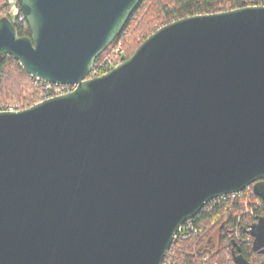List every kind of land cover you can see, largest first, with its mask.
Here are the masks:
<instances>
[{
  "label": "water",
  "instance_id": "obj_1",
  "mask_svg": "<svg viewBox=\"0 0 264 264\" xmlns=\"http://www.w3.org/2000/svg\"><path fill=\"white\" fill-rule=\"evenodd\" d=\"M17 1L31 37L0 19V55L76 88L0 110V264H161L207 200L264 201V5L172 20L88 77L140 0Z\"/></svg>",
  "mask_w": 264,
  "mask_h": 264
},
{
  "label": "trees",
  "instance_id": "obj_2",
  "mask_svg": "<svg viewBox=\"0 0 264 264\" xmlns=\"http://www.w3.org/2000/svg\"><path fill=\"white\" fill-rule=\"evenodd\" d=\"M262 5L264 0H140L130 13L122 30L115 39L96 58L93 68L95 76L110 68L105 67L107 58L118 63L127 58L136 47L160 26L193 14H205L243 7L246 5ZM9 19L10 15L5 0H0V19ZM11 22V20H10ZM20 36L31 37L29 25H19L11 22ZM120 43V52L113 49ZM42 90L19 61L8 53L0 55V109L11 107L24 109L38 102ZM242 199H259V204L253 205L252 214H242L243 205L239 200L223 204L212 203L204 205L194 216L193 222L199 228L198 240H188L176 246L175 252L164 256L162 264L170 256L167 264H221L226 261L227 249L236 250L237 246L231 237L232 228L247 219L252 224L264 221V201L253 191V184L238 192ZM239 250L248 264H264V246L254 248V245L237 243ZM235 246V247H234ZM208 256L202 261L201 256Z\"/></svg>",
  "mask_w": 264,
  "mask_h": 264
},
{
  "label": "built area",
  "instance_id": "obj_3",
  "mask_svg": "<svg viewBox=\"0 0 264 264\" xmlns=\"http://www.w3.org/2000/svg\"><path fill=\"white\" fill-rule=\"evenodd\" d=\"M6 5L8 6V11L10 15V20L11 22L18 23L19 25L25 26L28 24L24 13L22 12L20 5L17 0H5ZM253 5H246V6H254ZM264 5V4H262ZM244 7V6H243ZM239 8V7H238ZM235 9V8H233ZM114 53L117 54L120 52V43H118L114 49ZM105 67L112 68L117 63L112 62V58H107L106 61L104 62ZM109 68V69H110ZM108 69V70H109ZM107 71V70H106ZM95 69H91V73H94ZM34 77V81L37 82L38 86L42 90V97L41 100L46 99V98H52L57 95H62L64 93L70 92L76 88L75 83H54L50 82L47 80H44L42 78ZM0 110H5V111H10V110H19V109H14L9 106L7 107H2ZM238 192H227L223 194L216 195L212 197L211 199L207 200L204 205L212 204V203H217V204H223L225 202L233 201L234 199L237 198L243 205V211L242 214H252L253 213V205L259 204V199H242L240 196H237ZM203 205V206H204ZM202 206V207H203ZM201 207V208H202ZM251 222L247 219L243 220V222L240 225H236L235 228H232L231 232V237L233 238L235 245L237 246L236 250L230 251V249H227V254L225 256L226 261L221 264H239L235 260V256H243L240 250L237 251L239 248V245L237 243H245L248 246L254 244V238L253 236L248 232V230L251 227ZM200 236L199 228L195 226L193 222V217L186 219L182 224L179 225L177 230L172 236V242L166 252L169 255L175 252L176 246L182 242L188 241V240H198ZM235 247V246H234ZM165 254V255H166ZM202 261H207L208 256L202 255L201 256ZM171 261L170 256L167 258V261L164 264H167ZM162 264V263H161ZM248 264L247 260L246 263Z\"/></svg>",
  "mask_w": 264,
  "mask_h": 264
},
{
  "label": "flooded vegetation",
  "instance_id": "obj_4",
  "mask_svg": "<svg viewBox=\"0 0 264 264\" xmlns=\"http://www.w3.org/2000/svg\"><path fill=\"white\" fill-rule=\"evenodd\" d=\"M259 182V181H258ZM257 183V182H256ZM256 183H254V184H256ZM264 223V222H263Z\"/></svg>",
  "mask_w": 264,
  "mask_h": 264
}]
</instances>
